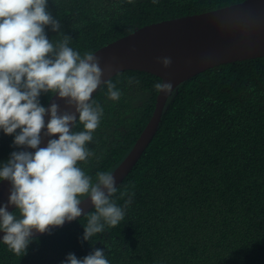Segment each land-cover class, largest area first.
<instances>
[{
    "label": "trees",
    "instance_id": "16d2710c",
    "mask_svg": "<svg viewBox=\"0 0 264 264\" xmlns=\"http://www.w3.org/2000/svg\"><path fill=\"white\" fill-rule=\"evenodd\" d=\"M242 1L49 0L61 26L45 30L54 44L67 37L81 55L92 54L145 25ZM161 82L125 70L96 93L103 116L88 145L94 155L80 163L93 181L130 152ZM109 83L119 100L108 99ZM50 99L40 98L45 106ZM12 141L0 131V161L17 150ZM113 200L124 210L118 225L83 241L82 216L33 237L21 254L0 242V264H61L69 252L82 258L97 248L109 264H264V56L218 65L182 83Z\"/></svg>",
    "mask_w": 264,
    "mask_h": 264
},
{
    "label": "clouds",
    "instance_id": "9594fccd",
    "mask_svg": "<svg viewBox=\"0 0 264 264\" xmlns=\"http://www.w3.org/2000/svg\"><path fill=\"white\" fill-rule=\"evenodd\" d=\"M48 2L0 0V131L13 136L17 149L0 161V182L11 186L8 200L0 204V242L16 254L28 249L34 233L51 234L53 228L82 215L87 216L83 241L102 233L105 226L118 225L124 217L123 208L113 200L114 175L97 172L93 181L80 167L94 155L88 145L103 107L94 102L93 93L104 83V72L95 55H81L67 37L58 44L51 42L46 27L57 31L61 25ZM170 62L162 59L165 67ZM156 87L167 91L171 85ZM43 93L58 96L75 111L61 112L56 103L45 106L40 100ZM120 95L109 83L108 99L117 101ZM77 124L82 130H76ZM42 131L49 137L45 147H40ZM85 199H90L94 210L86 215L81 207ZM9 206L14 210L9 211ZM61 264L109 261L97 248L82 258L69 252Z\"/></svg>",
    "mask_w": 264,
    "mask_h": 264
},
{
    "label": "water",
    "instance_id": "95a60500",
    "mask_svg": "<svg viewBox=\"0 0 264 264\" xmlns=\"http://www.w3.org/2000/svg\"><path fill=\"white\" fill-rule=\"evenodd\" d=\"M92 54L98 58L104 72L103 84L122 71L139 70L160 77L161 84L171 85L167 91L159 89L148 124L127 156L111 172L118 187L155 137L168 102L182 83L218 65L264 56V0H245L199 14L151 23ZM163 58L171 61L167 67L162 63ZM101 86L93 93V98ZM52 103L59 104L61 112L65 109L75 111L58 96H52L46 106ZM48 119L46 115L45 121ZM43 131L40 147H45L49 139L43 136ZM10 187L8 181L0 182V204L8 200ZM81 207L84 214L93 209L90 199H85ZM8 210L13 211L14 206H9ZM44 234L47 232L34 233V237ZM2 235L0 232V237Z\"/></svg>",
    "mask_w": 264,
    "mask_h": 264
}]
</instances>
